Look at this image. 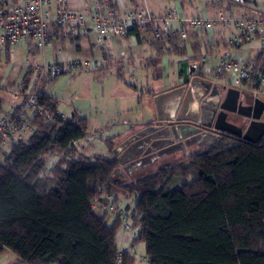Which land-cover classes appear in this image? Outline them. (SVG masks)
<instances>
[{"label":"trees","instance_id":"16d2710c","mask_svg":"<svg viewBox=\"0 0 264 264\" xmlns=\"http://www.w3.org/2000/svg\"><path fill=\"white\" fill-rule=\"evenodd\" d=\"M152 46L158 57L186 56L172 39ZM37 93L55 109V100ZM32 130L0 165V256L8 251L21 264H115L120 222L92 209L110 195L132 201L125 207L140 227L136 242L147 264H264V137L257 144L225 137L190 153L185 169L152 167L122 180L112 175L113 139L104 141L108 157L71 145L88 135L85 120L56 127L37 119ZM52 157L59 159L50 166ZM45 168L50 173L39 177ZM177 173L192 180L172 190Z\"/></svg>","mask_w":264,"mask_h":264},{"label":"built area","instance_id":"2783aa9c","mask_svg":"<svg viewBox=\"0 0 264 264\" xmlns=\"http://www.w3.org/2000/svg\"><path fill=\"white\" fill-rule=\"evenodd\" d=\"M70 0H0V52H6L13 59L19 46H34L43 51L55 41L68 40L76 32H88L96 43L106 38H125L134 32L148 33L152 41L172 39L185 42L189 35L198 31L212 30L216 26L225 28L226 42L231 47L251 46L264 54V13L248 17L244 13L223 15L215 18H183L176 10L164 17H154L146 7L121 11L112 0H94L85 9H72ZM78 3L80 0H71ZM227 3L244 7L246 0H225ZM264 3V0H262ZM27 72L36 81L49 84L59 76H72L79 71L86 72L89 64L85 61L70 60L53 63L32 61L26 64ZM195 74L211 78L217 83L233 88H247L254 98L264 99V66H252L245 60L235 58L228 50L219 55L202 57L193 63ZM96 68V65H94ZM10 111L0 117V143L14 147L32 135V127L37 119L44 124L61 127L70 119L53 109L50 104L40 102L37 89L30 87L24 94L13 93L8 101ZM95 134L72 142L76 148H85ZM50 173L45 168L39 177ZM92 209L102 211L108 218L119 220L117 230L118 252L115 264H123L124 257L147 262L141 244L136 242L140 227L133 226L131 213L110 195H101L92 203ZM127 244V247L123 245Z\"/></svg>","mask_w":264,"mask_h":264},{"label":"crops","instance_id":"0c3cea01","mask_svg":"<svg viewBox=\"0 0 264 264\" xmlns=\"http://www.w3.org/2000/svg\"><path fill=\"white\" fill-rule=\"evenodd\" d=\"M115 6L121 11L133 10L139 7H146L148 11L154 17H164L168 15L172 10H176L177 13L183 18H215L219 13L223 15L233 14L238 15L244 13L248 17L260 16L264 13V3L262 0H246L244 7H237L230 5L226 6L225 0H112ZM94 0H80L78 3L69 1L72 9H85L92 5ZM226 2V3H225ZM228 31L221 27L216 26L212 30L198 31L189 35L188 39L179 43L185 45L186 56L178 57L173 53L172 56L164 55L158 57L155 48L152 46L153 42L148 33H138L137 36L132 34L125 38H106L102 43H96L92 34L88 32L85 35L75 33L65 41H55L54 44L46 48L45 50H51L52 60H45V53L43 50V61L45 63H53L56 61H70L79 60L85 61L90 66L85 74H90L92 82L100 85L104 84L111 75H114L118 80L121 76H128L132 79L134 75H147L153 76L154 81H161L162 90L153 91L148 90L146 95L151 100L148 103L146 112H142L140 116L134 111L135 101L134 98H130L126 101L119 103L113 109L106 111V114L111 116L113 120L110 123H116L120 119H123L121 125L122 128L112 127L110 133L114 130V136L112 138H106V130H102L101 127H106L108 120L101 122V118H90V116L83 114L78 108L71 106L68 109V114H65L58 106L55 99L53 105L55 109L68 119L76 118L79 120H85L86 131L88 135L95 134L93 140L86 142L85 149L90 146L94 150H98V153H90L87 155L91 157L93 155L108 157L110 153L104 143L107 139H113L117 146L124 139L132 135L133 133L141 130L146 125L150 124L155 119V110L152 99L155 95L168 92L172 89L180 87L181 75L179 74L180 64L187 62L189 66L193 63H199L202 57H209L212 54L219 55L222 51L228 50L235 58L245 60L249 65L252 66H264V54L259 52L257 49L251 46L242 47H231L226 42V35ZM21 46L17 47L18 50ZM23 50L26 53L31 51L39 52L34 46H23ZM5 54L6 60L17 65L6 86L0 88V92L3 94H12L15 89L21 91L23 80L27 79V88L25 92L29 90L33 85V77L24 72L23 77L20 78L22 67L15 61V54L13 59H10L6 52H0ZM64 55V56H60ZM72 55H75L74 57ZM96 65V68H94ZM168 73H172L174 80L170 81L167 77ZM204 79L214 81L211 78ZM54 81V80H53ZM217 83V82H216ZM128 87V85H126ZM133 90L136 88L132 87ZM229 88V87H227ZM233 89V88H232ZM241 93L243 97H247L248 102H252L254 98L252 92L249 89H235ZM18 91L17 93H19ZM38 91V89H37ZM16 92V91H15ZM130 100V101H129ZM4 99L0 96V117L4 116L10 111V106L6 100V107L3 108L2 103ZM137 103L140 102V98L137 97ZM264 103V99L260 100ZM145 115V116H144ZM262 121H264V113L262 115ZM232 118L230 121L232 122ZM234 123V121H233ZM239 123V120L238 122ZM90 125V126H89ZM98 125V126H97ZM90 127V128H89ZM87 135V136H88ZM86 138V137H85ZM192 153V152H191ZM176 156H182L183 154L178 153ZM175 158V157H174ZM177 159H181L176 157ZM127 247V244L123 245ZM139 262V263H138ZM142 261L136 260L134 264H140ZM0 264H21L19 260L10 252L4 251L0 256ZM147 264V262H146Z\"/></svg>","mask_w":264,"mask_h":264},{"label":"water","instance_id":"95a60500","mask_svg":"<svg viewBox=\"0 0 264 264\" xmlns=\"http://www.w3.org/2000/svg\"><path fill=\"white\" fill-rule=\"evenodd\" d=\"M179 74L180 87L153 97L154 121L113 148L118 164L113 176L130 179L164 157L178 153L188 157L225 137L252 144L264 137L262 101L250 103L239 91L197 76L187 62L180 64Z\"/></svg>","mask_w":264,"mask_h":264},{"label":"rangeland","instance_id":"374dc122","mask_svg":"<svg viewBox=\"0 0 264 264\" xmlns=\"http://www.w3.org/2000/svg\"><path fill=\"white\" fill-rule=\"evenodd\" d=\"M24 49L25 48L21 46L18 50L13 52L15 54V61L21 65L20 67H22L20 78H22L24 72L27 71V63L32 61L42 63L43 61L42 51L36 52L33 50L26 53L23 51ZM44 53L45 60H52L53 57L51 50H45ZM60 56L62 57L64 55ZM72 56L74 57L75 55ZM17 67V65H13L6 60L5 54H0V88L6 86L12 72L17 69ZM90 77V74H85V72L79 71L72 76H59L49 84H44L43 81H36L37 85H31V87L36 88L41 93L55 99L59 108L65 114H68V109L73 106L78 108L83 114L90 116V118H101V122L108 120L107 126L101 127L102 130L104 129L107 132V135L105 134L106 138H112V136H114V130L110 133L111 128L113 126L116 128H122L121 123L124 121L123 119H120L119 121H116V123H110L113 118H111L110 115L108 116L106 111L113 109L114 106L116 107L123 101L134 98V100H131L132 102L135 101L136 108L134 111H136L137 115L140 116L142 112H146L148 103L151 101L146 95V92L148 90H153L155 92L162 90L161 81H154L153 76L150 74L134 75L133 79L128 76H121L119 80L114 75H111L110 78L102 85L92 82ZM167 77L170 81L174 80L172 73H168ZM126 85H128V87ZM131 86L136 89L133 90ZM15 91L13 93H17L20 90L15 89ZM12 94L8 95L7 93L2 94L0 92L1 99H4L2 103L3 108L6 107V100H9ZM137 97L140 98L139 103L136 101ZM233 121L234 123L238 122L236 118ZM77 150H80L85 156L88 154L91 155L90 153H98V150L92 151L93 149L90 146L86 149L77 148ZM8 153V147L0 143V165L7 158ZM176 157L181 158L182 156L174 155L164 157L154 164L153 169L157 170L165 166L175 169H185L189 166L190 162L187 157L183 156L184 158L181 159H177ZM58 159V157L50 158V166L55 164ZM191 180L192 178L190 176L177 173L172 178L169 188L172 190L179 189L180 186L189 183ZM122 196L123 194L119 191L117 193V197L122 200ZM131 202L132 201L127 200L122 204L126 206L127 204H131ZM141 252L142 250L139 251V254ZM140 264H146V262L142 261Z\"/></svg>","mask_w":264,"mask_h":264},{"label":"flooded vegetation","instance_id":"af4514ba","mask_svg":"<svg viewBox=\"0 0 264 264\" xmlns=\"http://www.w3.org/2000/svg\"><path fill=\"white\" fill-rule=\"evenodd\" d=\"M182 85V84H181ZM180 85V86H181ZM196 129H198V130H201V131H204V130H207V129H204V128H201V127H197ZM209 130V129H208Z\"/></svg>","mask_w":264,"mask_h":264}]
</instances>
